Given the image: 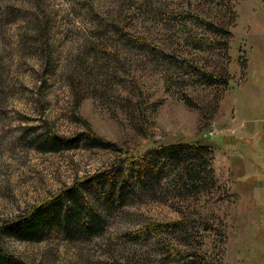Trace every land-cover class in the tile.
<instances>
[{
    "label": "rangeland",
    "instance_id": "374dc122",
    "mask_svg": "<svg viewBox=\"0 0 264 264\" xmlns=\"http://www.w3.org/2000/svg\"><path fill=\"white\" fill-rule=\"evenodd\" d=\"M198 140L213 146L195 185L184 157L156 154L91 182ZM80 187L45 238L9 233ZM0 248L26 264H264V0H0Z\"/></svg>",
    "mask_w": 264,
    "mask_h": 264
},
{
    "label": "trees",
    "instance_id": "16d2710c",
    "mask_svg": "<svg viewBox=\"0 0 264 264\" xmlns=\"http://www.w3.org/2000/svg\"><path fill=\"white\" fill-rule=\"evenodd\" d=\"M86 141L88 142L90 147H99V148H108L110 147L109 143L105 140L97 137L92 131H88L86 134ZM51 138L47 143L50 146L51 150L57 149V145H61L62 142ZM221 142L218 143V146L223 149L224 145L227 143ZM191 143V142H190ZM217 143V142H216ZM179 145H172L165 148H160L158 150H152L149 154L138 158L136 160H127L123 161L122 164H113L101 170L98 174L91 178V182H95L96 180L102 177H108L111 174L119 172L121 170L137 167L140 163L146 162L148 160L149 155L156 154L159 155L160 159H178L181 161V157H184L183 167L186 170L185 174L190 177V181L193 185H195L196 178L200 176L202 172V167L205 166L201 159V152L206 148H211L213 145L207 144L205 140H198L193 142L192 144L186 143H178ZM215 147V146H214ZM227 148V147H226ZM215 149V148H214ZM152 155V156H153ZM176 156V157H175ZM171 164L173 162H170ZM206 167V166H205ZM195 176V177H194ZM85 187V186H83ZM80 187L79 189H73L66 193L63 196H59L49 202L48 205L43 206L44 208L38 209V211H33L29 219L22 220L20 222L13 223L12 228L9 229V233L13 235L14 238L24 241H39L48 234L47 230L49 229L50 225L52 226L55 222L58 223L59 220H64L67 215L64 214L65 209L62 208L61 212L56 211V204L62 201L64 198H71L72 201H77V196L86 190V188ZM192 185H190V188ZM57 213V215H56ZM66 213V212H65ZM45 217V220L36 223L38 217ZM60 218V219H59ZM4 230H7L6 227ZM84 232V230H82ZM0 264H26L22 260L15 258L14 256L8 254L4 250L0 248Z\"/></svg>",
    "mask_w": 264,
    "mask_h": 264
},
{
    "label": "built area",
    "instance_id": "2783aa9c",
    "mask_svg": "<svg viewBox=\"0 0 264 264\" xmlns=\"http://www.w3.org/2000/svg\"><path fill=\"white\" fill-rule=\"evenodd\" d=\"M211 136L215 137V134H211Z\"/></svg>",
    "mask_w": 264,
    "mask_h": 264
}]
</instances>
